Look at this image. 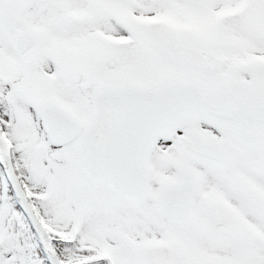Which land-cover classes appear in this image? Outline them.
<instances>
[{
	"label": "snow or ice",
	"instance_id": "6c2138e0",
	"mask_svg": "<svg viewBox=\"0 0 264 264\" xmlns=\"http://www.w3.org/2000/svg\"><path fill=\"white\" fill-rule=\"evenodd\" d=\"M0 264H264V0H0Z\"/></svg>",
	"mask_w": 264,
	"mask_h": 264
}]
</instances>
